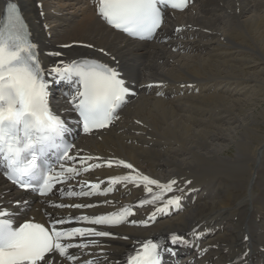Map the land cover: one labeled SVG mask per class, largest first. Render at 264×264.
Wrapping results in <instances>:
<instances>
[{
	"label": "bare ground",
	"instance_id": "bare-ground-1",
	"mask_svg": "<svg viewBox=\"0 0 264 264\" xmlns=\"http://www.w3.org/2000/svg\"><path fill=\"white\" fill-rule=\"evenodd\" d=\"M17 1L30 20L43 68L95 57L117 68L138 91L114 123L82 136L73 152L99 157L87 161L100 166L84 176L103 181L98 194L85 200L93 205L90 216L126 205L134 214L119 226L101 227L112 235L70 254L83 264H118L135 246L160 237L175 264H264V0H191L186 10L168 15L152 42L110 28L96 13L97 0ZM5 2L0 0V18ZM56 52L61 56L52 55ZM50 84L56 107L72 117L63 81ZM109 160H124L163 184L175 180L165 200L178 195L180 207L158 213L147 225L132 224L148 219L159 205H139L151 198L145 185H112L110 177L136 172L115 163L109 167ZM109 187L113 190L103 194ZM11 194L13 187L0 176V201ZM45 202L51 217L72 213ZM194 229L202 235L194 236ZM172 233L190 242L172 245Z\"/></svg>",
	"mask_w": 264,
	"mask_h": 264
},
{
	"label": "snow or ice",
	"instance_id": "snow-or-ice-1",
	"mask_svg": "<svg viewBox=\"0 0 264 264\" xmlns=\"http://www.w3.org/2000/svg\"><path fill=\"white\" fill-rule=\"evenodd\" d=\"M189 0H99L98 13L111 26L121 29L132 37L151 38L162 22L161 3L170 4L176 9L187 7ZM28 30L18 5L9 0L6 14L0 19V159L4 161V175L23 190L38 192L41 196L50 193L55 184L79 175L80 171L99 167L98 164H87L88 160L99 157H80L69 155L74 145L63 143L67 124L49 106V83L55 79H75L76 88L69 94V103L78 112L83 131L89 133L94 129L109 125L117 109L125 102V97L134 94L121 78L117 68L97 59L83 58L65 63L59 61L50 69L42 67L38 58L37 45L30 39ZM67 47V45L65 46ZM87 47H92L87 45ZM103 53V49H100ZM52 55L61 56L60 52ZM115 60V58H112ZM47 74L48 79L45 78ZM151 87V85H149ZM162 94V93H158ZM57 150L61 160L79 162L86 166L78 169L75 166L45 167L38 160L49 151ZM115 163L132 169L136 175L110 177V183L130 182L135 186L145 185L150 199L139 201L158 204L148 219L131 221L132 224L147 225L154 221L158 213H167L171 206L180 207V196L165 200V194L174 191L177 183L171 180L166 184L139 173L133 165L124 160L107 161L109 167ZM69 175H65V174ZM190 183V182H189ZM90 191L66 192L69 196L95 195L100 185L86 182L81 187ZM156 186L160 191L154 192ZM111 187L103 194L112 191ZM182 191V189H177ZM105 203H110L105 201ZM14 210L0 203V264H54L60 258L75 262L77 257L69 254V249H86L97 241L72 243L77 237H107L108 231H97L95 227H58L71 224L73 219L94 225H116L133 215L132 206H124L118 212L107 213L96 217L78 216L75 218H56L50 221V228L43 223L26 220L17 225V217L27 201L13 202ZM55 207L85 208L87 204H58ZM194 236H200L193 230ZM127 239V237H124ZM247 239V237H245ZM172 245H186L190 241L183 235L172 233L169 237ZM161 249L171 252L159 242L147 240L131 256L128 264H160ZM84 264H97L95 260H85Z\"/></svg>",
	"mask_w": 264,
	"mask_h": 264
},
{
	"label": "rangeland",
	"instance_id": "rangeland-1",
	"mask_svg": "<svg viewBox=\"0 0 264 264\" xmlns=\"http://www.w3.org/2000/svg\"><path fill=\"white\" fill-rule=\"evenodd\" d=\"M263 178H264V175H263ZM258 191H261V190L258 188Z\"/></svg>",
	"mask_w": 264,
	"mask_h": 264
}]
</instances>
